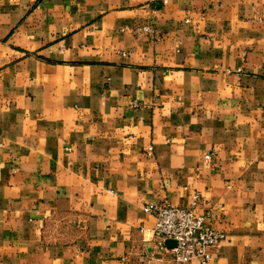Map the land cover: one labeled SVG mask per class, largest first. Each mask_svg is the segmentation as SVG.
<instances>
[{
    "label": "crops",
    "instance_id": "crops-1",
    "mask_svg": "<svg viewBox=\"0 0 264 264\" xmlns=\"http://www.w3.org/2000/svg\"><path fill=\"white\" fill-rule=\"evenodd\" d=\"M197 192L264 264V0H0V264H173Z\"/></svg>",
    "mask_w": 264,
    "mask_h": 264
},
{
    "label": "built area",
    "instance_id": "built-area-1",
    "mask_svg": "<svg viewBox=\"0 0 264 264\" xmlns=\"http://www.w3.org/2000/svg\"><path fill=\"white\" fill-rule=\"evenodd\" d=\"M167 1L150 0L152 4ZM138 31L153 30L151 26H144ZM206 158L211 159L212 154L206 155ZM201 199V193L197 192L191 206H178L169 200L147 203L144 206V211L156 218L153 230L156 256L168 258L173 264H186L195 259H200L203 264L210 262L211 249L218 247L228 235L208 223L211 212L196 211ZM169 240L175 241L176 246L169 247Z\"/></svg>",
    "mask_w": 264,
    "mask_h": 264
},
{
    "label": "water",
    "instance_id": "water-1",
    "mask_svg": "<svg viewBox=\"0 0 264 264\" xmlns=\"http://www.w3.org/2000/svg\"><path fill=\"white\" fill-rule=\"evenodd\" d=\"M167 244H168L169 247H175V246H176V242L173 241V240H169V241L167 242Z\"/></svg>",
    "mask_w": 264,
    "mask_h": 264
}]
</instances>
